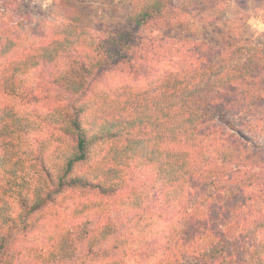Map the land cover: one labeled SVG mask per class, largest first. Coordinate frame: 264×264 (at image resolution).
<instances>
[{"label":"trees","instance_id":"trees-1","mask_svg":"<svg viewBox=\"0 0 264 264\" xmlns=\"http://www.w3.org/2000/svg\"><path fill=\"white\" fill-rule=\"evenodd\" d=\"M18 3L0 0V264H264V44L164 34L227 1L132 0L109 31L64 0L25 27Z\"/></svg>","mask_w":264,"mask_h":264},{"label":"rangeland","instance_id":"rangeland-1","mask_svg":"<svg viewBox=\"0 0 264 264\" xmlns=\"http://www.w3.org/2000/svg\"><path fill=\"white\" fill-rule=\"evenodd\" d=\"M74 9L77 21L98 30L128 29V16L133 12L132 0H64ZM227 7L223 21L210 23L199 12L187 26L176 27L164 32L171 37L205 39L234 46L264 44V0H226ZM55 0H19L14 11L10 9L13 21L27 27L48 16ZM5 6L0 5V10ZM11 20V21H12ZM250 135L253 142L255 137ZM249 136V134H248ZM261 139V136L259 137ZM141 174H133V183L140 185Z\"/></svg>","mask_w":264,"mask_h":264}]
</instances>
